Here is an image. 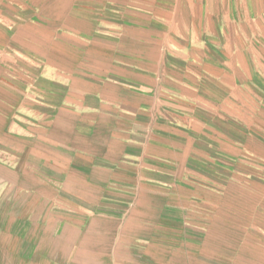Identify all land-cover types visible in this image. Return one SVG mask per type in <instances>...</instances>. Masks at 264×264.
<instances>
[{"label":"crops","instance_id":"0c3cea01","mask_svg":"<svg viewBox=\"0 0 264 264\" xmlns=\"http://www.w3.org/2000/svg\"><path fill=\"white\" fill-rule=\"evenodd\" d=\"M0 159V264H264V0H0Z\"/></svg>","mask_w":264,"mask_h":264},{"label":"rangeland","instance_id":"374dc122","mask_svg":"<svg viewBox=\"0 0 264 264\" xmlns=\"http://www.w3.org/2000/svg\"><path fill=\"white\" fill-rule=\"evenodd\" d=\"M4 166H5V165H4V161L0 159V184H3L4 181H5V179H4L5 175L1 173L2 167L4 168ZM4 194H6L5 190H0V197H1V198L4 197ZM1 195H2V196H1ZM15 196H16L17 198H19V200H21L22 198L25 199L24 196L22 197V195H21L20 193H17V192H15ZM30 199H32V197H31ZM32 209L37 211V208H32Z\"/></svg>","mask_w":264,"mask_h":264}]
</instances>
